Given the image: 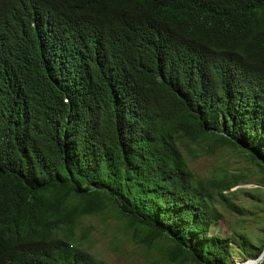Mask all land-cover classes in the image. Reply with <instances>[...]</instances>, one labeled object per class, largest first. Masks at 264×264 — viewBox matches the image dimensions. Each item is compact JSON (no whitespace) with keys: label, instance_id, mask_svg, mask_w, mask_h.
<instances>
[{"label":"trees","instance_id":"16d2710c","mask_svg":"<svg viewBox=\"0 0 264 264\" xmlns=\"http://www.w3.org/2000/svg\"><path fill=\"white\" fill-rule=\"evenodd\" d=\"M189 143L246 153L257 187L200 178ZM263 188L264 0H0V264H107L75 230L111 209L169 264L254 260L209 232Z\"/></svg>","mask_w":264,"mask_h":264},{"label":"rangeland","instance_id":"374dc122","mask_svg":"<svg viewBox=\"0 0 264 264\" xmlns=\"http://www.w3.org/2000/svg\"><path fill=\"white\" fill-rule=\"evenodd\" d=\"M188 158L189 169L200 178H216L220 175L236 176L246 174L245 182L231 189H255L258 182L256 169L246 153L232 147L218 145H204L197 147L189 143V153L184 151ZM262 195L264 198V188ZM258 192L251 197L243 198L240 195L235 202L247 209L251 215L240 217L226 209L219 207L222 218L211 226L210 235L220 238L237 240L238 236H245L251 243H264V215L259 213L256 204ZM264 208V207H263ZM76 236L84 235L83 248L94 258L107 264H169L166 254L170 243L166 239L154 242L151 247H143L128 235L127 221L120 217L113 209L103 215L84 218L81 225L75 230ZM232 244L230 256L231 264H240L246 251ZM175 259L180 257V251L175 249Z\"/></svg>","mask_w":264,"mask_h":264},{"label":"water","instance_id":"95a60500","mask_svg":"<svg viewBox=\"0 0 264 264\" xmlns=\"http://www.w3.org/2000/svg\"><path fill=\"white\" fill-rule=\"evenodd\" d=\"M263 260H264V247H263L261 254L256 259L250 260V264H261ZM240 264H243V263H240Z\"/></svg>","mask_w":264,"mask_h":264},{"label":"bare ground","instance_id":"6f19581e","mask_svg":"<svg viewBox=\"0 0 264 264\" xmlns=\"http://www.w3.org/2000/svg\"><path fill=\"white\" fill-rule=\"evenodd\" d=\"M243 264H246V262H245V263H243ZM247 264H250V261H248V262H247Z\"/></svg>","mask_w":264,"mask_h":264}]
</instances>
